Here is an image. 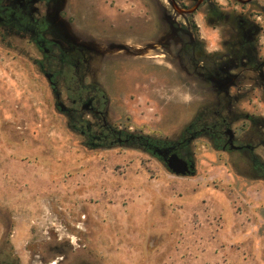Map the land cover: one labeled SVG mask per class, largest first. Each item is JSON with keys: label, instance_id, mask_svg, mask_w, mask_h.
I'll list each match as a JSON object with an SVG mask.
<instances>
[{"label": "rangeland", "instance_id": "1", "mask_svg": "<svg viewBox=\"0 0 264 264\" xmlns=\"http://www.w3.org/2000/svg\"><path fill=\"white\" fill-rule=\"evenodd\" d=\"M89 1L100 19L89 24L95 32L70 25L77 37L89 46L118 42L143 52L132 57L99 48L131 60L111 61L100 80L116 127L174 142L195 115L204 125L205 96L196 90L195 97L175 67L156 58V42L144 47L159 26L155 5ZM254 4L264 7V0ZM198 23L211 27L202 9ZM38 57L29 42L0 31V261L54 264L62 252L63 264H264V180L249 173L246 149L216 151L201 135L184 152L194 174L176 176L165 153L88 145L81 123L72 127L55 106ZM66 85L77 83H62L60 99L69 106ZM261 104L253 96L240 106L264 115ZM242 123L232 127L236 134ZM254 154L264 161V149Z\"/></svg>", "mask_w": 264, "mask_h": 264}, {"label": "flooded vegetation", "instance_id": "2", "mask_svg": "<svg viewBox=\"0 0 264 264\" xmlns=\"http://www.w3.org/2000/svg\"><path fill=\"white\" fill-rule=\"evenodd\" d=\"M149 1L159 11V26L148 32L144 47L156 42V58L175 67L176 75L193 89L195 97L196 90L205 96L210 112L209 120L200 127L195 115L164 155L176 152L190 164L193 160L185 156L186 148L196 137L205 135L216 151L246 149L249 173H257L256 163H264L254 154L256 149H264V115L249 113L240 105L253 96H260L261 105L264 104L263 5L255 8V0H233V6L227 7L228 0H203L192 14H178L170 0ZM174 1L182 9L196 4V0ZM249 5L253 8H247ZM200 9L210 26L221 34V43L212 53L205 51L196 25V12ZM97 12L99 9L89 0H0V31L25 40L36 49L37 67L48 80L55 106L73 121L72 127L80 119V135L91 144L102 140V128H117L100 80L107 77L111 61L122 59L116 58L119 54L107 55L99 48L76 44L68 37L63 23L95 32L89 24L100 19ZM114 26L110 23V27ZM122 44L137 53L136 57L143 56L138 45ZM66 79L77 83L65 87L69 106L60 99ZM239 122H243L241 133L236 134L232 127ZM243 136L247 137L245 142ZM58 255L61 258L54 264H63L65 255ZM0 264L14 263L1 260Z\"/></svg>", "mask_w": 264, "mask_h": 264}, {"label": "trees", "instance_id": "3", "mask_svg": "<svg viewBox=\"0 0 264 264\" xmlns=\"http://www.w3.org/2000/svg\"><path fill=\"white\" fill-rule=\"evenodd\" d=\"M76 123H81L80 119ZM76 125V124H75ZM83 129H80L82 131ZM102 140L94 144H88L99 148H111L114 146H123L128 148L140 149L154 156L158 151L163 154L167 152L174 142L165 139L154 138L149 135L127 133L118 128L101 129ZM160 158V157H159ZM257 175L255 179L264 180V163H256Z\"/></svg>", "mask_w": 264, "mask_h": 264}, {"label": "water", "instance_id": "4", "mask_svg": "<svg viewBox=\"0 0 264 264\" xmlns=\"http://www.w3.org/2000/svg\"><path fill=\"white\" fill-rule=\"evenodd\" d=\"M203 0H196V4L193 7H190L188 9H182L177 6L174 0H170V4L172 8L178 13V14H192L195 10H197L198 6ZM250 0H239L240 3H247ZM64 30L67 33L68 37L71 38L76 44L80 45H86L84 40L82 38L77 37L68 23H63ZM93 48L98 49L102 47L105 51L110 50H120L122 51L124 55L136 57L138 56L137 53L134 51H131L130 48L123 45L122 43L118 42H96L93 41L92 45ZM231 140V137H230ZM163 162L165 163L167 169L176 176H186V175H193L194 174V163L188 164L186 160L181 158L176 152H172L170 154H167L166 156H163Z\"/></svg>", "mask_w": 264, "mask_h": 264}, {"label": "clouds", "instance_id": "5", "mask_svg": "<svg viewBox=\"0 0 264 264\" xmlns=\"http://www.w3.org/2000/svg\"><path fill=\"white\" fill-rule=\"evenodd\" d=\"M200 27V39L206 41L205 51L212 53L217 50V41L220 39L219 30L212 27H204L202 23H198Z\"/></svg>", "mask_w": 264, "mask_h": 264}]
</instances>
